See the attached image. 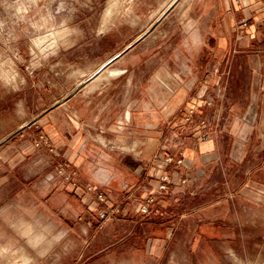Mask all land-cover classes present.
Segmentation results:
<instances>
[{"label": "rangeland", "instance_id": "374dc122", "mask_svg": "<svg viewBox=\"0 0 264 264\" xmlns=\"http://www.w3.org/2000/svg\"><path fill=\"white\" fill-rule=\"evenodd\" d=\"M203 3L0 0V264H264V17L232 12L222 34L215 12L199 22L206 33ZM111 80L101 116L95 95ZM206 141L213 159L186 154ZM158 147L192 162L152 156L180 174L149 213L98 200L110 183L94 177L118 175L117 156L144 165L140 150Z\"/></svg>", "mask_w": 264, "mask_h": 264}, {"label": "crops", "instance_id": "0c3cea01", "mask_svg": "<svg viewBox=\"0 0 264 264\" xmlns=\"http://www.w3.org/2000/svg\"><path fill=\"white\" fill-rule=\"evenodd\" d=\"M203 9L201 10V14L199 16L198 21L196 24H198L200 27H202V32L209 33L208 26L203 21L202 23H199L201 18L212 16L213 13L216 12V16L218 19L217 22L220 21V27H221V33L223 34L224 29L226 32L229 30V24H230V17L232 12L237 13L239 15L247 16V17H253L254 21H259L264 17V0H239L238 2H234L232 0H203ZM214 17V15L212 16ZM211 28V27H210ZM200 31L201 29L198 28L196 32ZM206 39V38H205ZM212 39V36L207 38V42H209ZM222 39V38H221ZM203 43L202 48H209V43ZM222 43V42H221ZM219 47H223L222 44L218 45ZM111 70H119L117 74H111ZM108 71L107 76H114L118 75L120 73H123L122 69H111ZM123 74L119 75L118 77L122 76ZM103 74L101 73L99 75V78H101ZM98 78V79H99ZM117 80L112 82L109 81L104 87L97 90V94L95 97H101L102 99V107L100 110V115L105 116L107 112H110L112 109L111 101H107V98H111L112 96L118 95V89L116 88ZM125 93L126 97L128 93H130V96L132 95V90H126L122 91V93ZM95 97H91V100L89 103H96L97 100ZM132 102V101H131ZM133 103V102H132ZM116 106V105H115ZM123 108V114L124 116L121 117L123 125L126 127L129 126V123H127L129 116L132 118V107L128 105V102L125 101V103L122 106ZM132 108V109H131ZM128 109H131L128 110ZM81 113V112H80ZM152 114V115H151ZM88 114H85L84 112L81 113V119L84 122H91L90 119L87 117ZM158 120L157 123H160V120L164 122V115L157 113ZM153 117V112H150L149 108H143L142 112L138 114V118L140 119L138 121V124H141V126L145 127L146 132H148V129L150 128V119ZM100 118V116H99ZM85 124V123H84ZM82 128V126H81ZM83 132L79 130V132L76 134L75 137L72 138L70 141V146L73 148L75 143L80 141L82 139ZM58 139H61L62 141L67 140L68 137L67 134L64 135H58ZM83 145H85V142H83ZM72 148L69 150L71 151ZM147 148L140 150L139 155L144 153V159L148 161L149 163L138 164L135 162L138 158L135 156L128 157L125 154H122L121 156H117L116 158V168L118 175L115 177H111L107 173H101L99 175H96L94 177V181L96 183H110V185L104 187L101 186L102 192L106 194V197L108 199V202L115 207L114 211H118V209H122L121 213L126 214L128 210L130 209H136L137 207L140 208V205L142 202H144L146 196L148 194L154 193L158 185L160 184V175L161 172H158L156 166L157 163L151 162L152 156L160 151V148L158 147L156 151L151 150L149 152H146ZM154 153L151 154V152ZM188 153L186 154H196L198 156V159L203 163L206 160H211L214 158L215 154V146L212 142H200L197 143V146L193 148H189ZM155 156V155H154ZM193 159V158H192ZM187 163L192 162V160H188L186 157L185 160ZM175 175H173V178ZM178 177V176H176ZM175 177V178H176ZM174 178V179H175ZM86 195L91 194L90 192H85ZM97 195L98 192H95ZM94 196V193L91 194ZM97 197V196H96ZM134 197V200L137 202V204H134L132 198ZM107 202V203H108ZM121 211V210H120Z\"/></svg>", "mask_w": 264, "mask_h": 264}, {"label": "built area", "instance_id": "2783aa9c", "mask_svg": "<svg viewBox=\"0 0 264 264\" xmlns=\"http://www.w3.org/2000/svg\"><path fill=\"white\" fill-rule=\"evenodd\" d=\"M235 1H239V0H235ZM243 25L244 26H247L248 23H247V20H244L243 21ZM155 161L159 162L161 164V166L164 168L165 166H169L170 164H175L176 167H180L182 165H185V160L183 157H175L174 155L172 154H167V153H163V152H159L155 155ZM176 176H178L180 174L179 171H176ZM189 174H184V176L181 178H179V183H181L183 186H186V184H188L189 182ZM160 184L158 185V187L156 188L155 192L154 193H151V194H148L144 200V202L141 203L140 205V211L143 212V213H149L150 212V209H151V206L153 204L156 203L157 201V198L166 193L167 190L170 188V184L174 181V178L172 177L171 179V176L168 174V173H161L160 175ZM173 180V181H172ZM97 197H98V200L101 201V202H105L107 199H106V196H104V193L102 192H98L97 193Z\"/></svg>", "mask_w": 264, "mask_h": 264}, {"label": "bare ground", "instance_id": "6f19581e", "mask_svg": "<svg viewBox=\"0 0 264 264\" xmlns=\"http://www.w3.org/2000/svg\"><path fill=\"white\" fill-rule=\"evenodd\" d=\"M119 72V70H116V71H113L112 73H114V74H116V73H118ZM22 223V222H21ZM25 223V222H24ZM28 224V223H27ZM32 225V224H31ZM38 225H39V223H38ZM42 225V224H41ZM32 226H34V225H32ZM43 226V225H42ZM44 228H47L46 226H43ZM26 229V228H25ZM30 229V230H29ZM31 229H33L30 225L28 226V230L29 231H31ZM46 230V229H45ZM41 231V230H40ZM26 233V232H25ZM37 233V232H36ZM33 234H34V236H33ZM32 234V237L30 236L29 238V240L31 241V243L33 244V245H37V244H41V243H43V242H46V237H45V235L43 234V233H37V234H35V232ZM60 234V233H59ZM63 236V235H62ZM28 238V237H27ZM54 238H55V236H54ZM61 238V237H60ZM59 238V239H60ZM54 240V239H53ZM56 240V239H55ZM51 242V241H50ZM54 243V242H53ZM52 245V244H51ZM33 248H35V246L33 247ZM24 250V249H23ZM2 252V251H1ZM21 252H22V250H21ZM42 253V252H41ZM7 254V253H6ZM25 254V253H24ZM19 255H20V253H19ZM24 256V255H23ZM26 260H27V258H26ZM28 261V260H27ZM26 262V261H25Z\"/></svg>", "mask_w": 264, "mask_h": 264}]
</instances>
